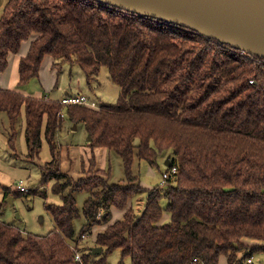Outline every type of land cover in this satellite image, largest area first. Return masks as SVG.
<instances>
[{"label":"trees","instance_id":"obj_1","mask_svg":"<svg viewBox=\"0 0 264 264\" xmlns=\"http://www.w3.org/2000/svg\"><path fill=\"white\" fill-rule=\"evenodd\" d=\"M32 34L19 61V85L37 77L49 55L53 66L77 63L87 81L105 66L119 86L115 103L64 108L68 120L84 124L90 147L121 156L125 178L108 183L89 175L67 184L68 191L65 183H54L62 204H45L54 222L45 235L0 220V264H107L115 249L131 264H218L222 254L227 264H242L264 252V58L94 0H7L0 13V72ZM62 107L58 99L0 89L9 146L23 113L28 155L38 154L44 138L54 157ZM166 151L167 168L176 173L162 181L164 187L147 189L139 214L126 208L146 189L132 175L134 157L155 164ZM48 165L41 167L39 184L66 178ZM76 190L89 193L82 213ZM10 193L4 188L0 207ZM111 206L126 209L96 234L101 253L90 248L75 260V220L82 214L89 225L106 223ZM164 211L169 219L162 221Z\"/></svg>","mask_w":264,"mask_h":264},{"label":"rangeland","instance_id":"obj_2","mask_svg":"<svg viewBox=\"0 0 264 264\" xmlns=\"http://www.w3.org/2000/svg\"><path fill=\"white\" fill-rule=\"evenodd\" d=\"M7 0L0 1V13ZM34 35V34H33ZM29 38L24 40V45L29 42ZM50 56H44L42 60V66L39 74V78H32L26 82L22 87L26 88V91L32 93L38 91V94H44L49 99H60L65 92L76 94L82 92L87 97L93 99L97 103V107L100 103H115L119 96V86L111 79L108 69L105 66L100 68L99 73L91 77L87 81L86 74L81 70L80 66L75 62L63 61L59 62L58 65L51 64ZM47 99V98H46ZM95 107V108H97ZM64 112L63 124L65 126V136H60V144L56 143V154L50 160L52 165L44 163L50 157V149L48 143L42 139V147L39 152V158L29 155H23V123L21 119L18 124V134L16 137V150L18 157L11 155L10 152L6 153V145L2 142L3 124L1 120H4L6 124L7 116L4 112L0 114V202L4 199V188H12L13 193L5 198V202L0 207V220L6 221L22 231L30 232L38 235H45L53 228L52 216L50 212L45 208L47 202H58L60 198L58 195L50 193L54 183L61 185L65 183L66 190H69L67 184H73L79 179L85 178L89 175L101 177L108 183H121L123 182L124 167L122 158L113 150L102 147H94L89 149L88 157H80V169L75 170L74 157L67 159L66 143L71 147H86L88 133L83 123H72L67 119L66 111L64 106L62 107ZM22 116V115H21ZM22 152V153H21ZM93 153L92 154H90ZM170 155L163 152L156 159L155 164H151L144 159H138L134 157L132 163V175H134L139 181L140 185L146 189L135 194L132 198V205L127 204L128 207H133L134 212L140 213L143 209L145 198L147 196V189H152L156 185L164 187L162 183L164 172L170 170L165 165V159ZM41 164H44L40 166ZM50 171H58L62 174L67 175L66 178L56 179L53 178L48 181L47 184H39L41 176V167H46ZM79 172L82 175H79ZM90 172V173H89ZM20 180L26 187V191H17L15 185ZM10 191V190H9ZM49 191L48 199L46 196ZM11 192V191H10ZM24 192V193H19ZM52 192V191H51ZM43 195V196H42ZM75 197L76 205L82 213V207L84 201L89 196V193L84 190H76L73 192ZM166 203L165 199H161V204L164 206ZM54 204V203H48ZM60 204V202L58 203ZM110 222L119 219L122 214L121 210L116 207L110 209ZM102 211L100 210L97 214L96 219L100 220ZM167 214L164 211V221ZM103 223H92L89 225L87 220L81 214L80 218L74 222V235L71 239V246L76 249L77 252H87L90 248L95 247L94 235L102 229ZM245 243L252 245L254 240L245 239ZM249 256H254V264H264V252H257ZM122 260V262H121ZM121 262V263H120ZM131 264L129 256L121 259L120 251L118 249L113 250L107 255V264Z\"/></svg>","mask_w":264,"mask_h":264},{"label":"water","instance_id":"obj_3","mask_svg":"<svg viewBox=\"0 0 264 264\" xmlns=\"http://www.w3.org/2000/svg\"><path fill=\"white\" fill-rule=\"evenodd\" d=\"M94 1L190 29L245 54L264 58V0ZM169 160L166 157V166ZM101 251L98 246L91 248L94 255Z\"/></svg>","mask_w":264,"mask_h":264},{"label":"crops","instance_id":"obj_4","mask_svg":"<svg viewBox=\"0 0 264 264\" xmlns=\"http://www.w3.org/2000/svg\"><path fill=\"white\" fill-rule=\"evenodd\" d=\"M37 35L36 34H32V35H30L29 36V38H31V39H29V42H26V44L24 45V47H22L23 46V44L24 43H21V46H20V49H19V51L17 52V53H11L9 56H8V64H7V67H6V69L4 70V71H2V72H0V89H8V90H13V91H17V92H20L21 94H23V95H25V96H31V97H35V98H41V97H44V98H47V99H49V97H47L46 95H42V94H38V93H40V92H38V91H34V92H32V93H28L27 91H26V88H23L22 86L23 85H19L18 84V80H19V74H18V65H19V61H20V58L21 57H23V56H25L26 55V53H27V51H28V48H29V44H30V42L36 37ZM45 56H49V55H45ZM51 58V64H53V59H52V57H50ZM41 66H42V62H41ZM41 66H40V69H39V73H38V76L37 77H35V78H39V74H40V70H41ZM72 93H69V92H65V94L63 95V96H65V95H71ZM62 96V97H63ZM1 112L2 111H0V114H1ZM6 114V113H5ZM7 116V115H6ZM20 119H21V122L23 123V129H22V131H23V141L25 142L24 143V147H23V155H28V147H27V144H26V141H25V137H24V129H25V118H24V114L22 113V116L20 117ZM6 124H4V120H1V124H3V132L1 133L2 134V138H1V140H2V142L6 145V153L8 154V152H10V154L12 155H15L16 157H18V153H17V148H16V139H15V142H14V148H11L10 146H9V144H8V138H9V135H10V133H9V124H8V118H7V120H6ZM19 124V123H18ZM18 124H17V126H16V129H17V134H18ZM65 126H64V124H62V127H61V129L60 130H58L57 131V133H56V143H58L59 145H61L62 147H63V144H60L61 142H60V140H59V137L60 136H65ZM16 137H17V135H16ZM45 140V139H44ZM88 140L89 139H87V143L85 144V146L86 147H82V149L81 148H79V147H71V145H69V144H67L66 143V152H67V159L69 160V159H71V157H74V162L76 161V165H74V169L75 170H78V169H80V166H81V164H80V157H84L85 158V156L86 157H88V153H86V152H88L89 151V149H92V151H93V148L94 147H90L89 145H88ZM43 143V142H42ZM47 143V142H46ZM41 147H42V144H41ZM40 150H41V148H40ZM40 150H39V152H40ZM39 152H38V154H34V156L36 157V158H39ZM90 154H92L93 155V153H91L90 152ZM53 157H52V155H51V152H50V157L48 158V160H46L44 163H47V162H49L51 159H52ZM42 165H44V164H41L40 166H42ZM79 175H82L80 172H79ZM11 190H12V188H11ZM52 191V190H51ZM50 191V193H52V194H55V195H58L59 196V198H60V201H58V202H47L46 204H48V203H54V204H56V205H61L62 204V199H61V197H60V195L59 194H56V193H54V192H51ZM49 191H47V193H46V196H43L45 199H48V197H49ZM10 195V194H9ZM60 202V204H58ZM128 204L130 205H132V201H131V199L128 201ZM112 207H115V206H111L110 207V209L112 208ZM127 207H128V205H127ZM126 207V208H127ZM125 208V209H126ZM125 209H120L121 210V214H122V216H123V213H124V211H125ZM122 216L119 218V219H121L122 218ZM167 216H168V214H166L165 215V219L167 218ZM116 220H118V219H116ZM115 220H113L112 222H110V218H109V220L106 222V223H103L102 224V229L101 230H99L98 232H100V231H102V230H104V228L107 226V225H109V224H111V223H113ZM162 221H164V216L162 217ZM52 222H53V218H52ZM53 226H54V222H53ZM97 232V233H98ZM93 235H94V239H95V236H96V234H95V232L93 233ZM71 241V240H70ZM218 264H227V256L226 255H224V254H222V255H220V257H219V260H218ZM254 264V263H253Z\"/></svg>","mask_w":264,"mask_h":264},{"label":"built area","instance_id":"obj_5","mask_svg":"<svg viewBox=\"0 0 264 264\" xmlns=\"http://www.w3.org/2000/svg\"><path fill=\"white\" fill-rule=\"evenodd\" d=\"M240 52H242V51H240ZM242 53L245 54L244 52H242ZM246 55H248V54H246ZM59 102L63 106L68 105V104H82V105H85V106H88V107H93V108L97 107V103L93 99H91V98L87 97L86 95H84L81 91L76 93V94L65 95V96L61 97L59 99ZM58 114H59L60 117H64V112L62 110H60ZM174 173H176V168L175 167L171 168L169 172H164L162 174L163 181L166 178H168L170 175L174 174ZM15 188H16L17 191H26L27 190L26 187L22 184L21 180H20V182L17 185H15ZM73 249L75 251V260H79L80 261L81 260L80 253L77 252L75 248H73ZM253 257L254 256L245 257L243 262H242V264H253L254 263Z\"/></svg>","mask_w":264,"mask_h":264}]
</instances>
